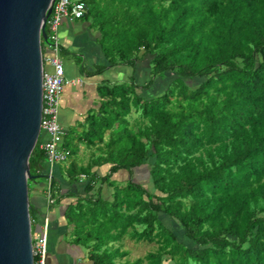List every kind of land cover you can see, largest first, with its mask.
<instances>
[{"label": "trees", "instance_id": "trees-1", "mask_svg": "<svg viewBox=\"0 0 264 264\" xmlns=\"http://www.w3.org/2000/svg\"><path fill=\"white\" fill-rule=\"evenodd\" d=\"M82 1L86 11L78 19L99 32L110 65L144 62L150 73L141 85L149 96L136 92L133 78L105 87L109 122L92 124L91 135L120 128L107 143L115 153L93 164L112 162L114 172L154 157V191L100 177L93 164L60 167L50 194L57 196L55 205L75 197L65 213L73 243L88 248L92 264L127 256L117 246L103 251L126 235L156 248L119 264H160L165 254L173 264H264V0ZM196 78L202 79L191 85ZM133 106L136 130L128 120ZM46 160L37 142L28 185L46 179ZM97 179L113 189L111 200ZM29 209L36 218L31 202ZM160 212L177 221L195 247L179 241Z\"/></svg>", "mask_w": 264, "mask_h": 264}, {"label": "crops", "instance_id": "crops-1", "mask_svg": "<svg viewBox=\"0 0 264 264\" xmlns=\"http://www.w3.org/2000/svg\"><path fill=\"white\" fill-rule=\"evenodd\" d=\"M76 20L66 18L59 28L61 58L65 67V78L68 81L64 85L59 108V122L63 128L64 135L61 147L68 149L70 155L64 162L50 164L46 160L41 171L43 174L51 175L53 178H56L59 174L60 167L64 172V169L67 166H71L72 163L78 168L89 166L100 158L109 155L110 151L113 150L115 153V148H111L107 143L110 140L109 144H111L113 133L120 128L119 124H115L111 128H105L101 136H92L90 130L92 124L100 126L104 122H109L110 117L109 114L106 115V112L109 113V105L107 104L110 101L103 96L106 86L113 87L126 84L133 78V82L139 86L136 92L143 97L150 95V90H145L141 87L142 84L150 79L147 65L144 62H138L134 66L110 65L109 60L98 44L99 32L92 29L90 23L82 22L80 21L81 19L77 23ZM76 26L79 29L77 32L75 30ZM87 29L94 30L93 34L87 32ZM62 55H65L64 58L66 59ZM99 66H105L106 68L99 72ZM45 69H51V66L45 63ZM101 109L102 115L100 116ZM136 111L133 106L128 116L129 127L134 130H136L135 121L139 115ZM104 115L106 116L102 118ZM100 117L102 121L98 122ZM66 129L70 131L68 139L65 138ZM41 133H43L42 140H44L46 135L44 132ZM140 139L143 143L146 142L144 136L140 137ZM70 144L75 149L74 156H72L73 151L69 148ZM152 158L154 161V157ZM151 163L147 159L144 163L134 166L131 170L119 168L117 171L112 172V162H98L93 164L91 170L100 177L110 174V179L120 184H125L128 181H137L147 186L149 182L152 183L149 175ZM83 182L84 178H80V184H83ZM96 185L101 189L102 196L109 198V200L112 199L113 189L105 181H98ZM150 186L152 191H154L152 184ZM65 191V188L61 190L62 193ZM73 201H75V197H63L58 204L47 206L46 199L43 205L32 199V204L36 207V219L41 221V217L48 214L51 221L48 234V264H81L78 259L85 256L86 252L88 260L92 264L88 248L74 244L73 240L71 241L74 237V227L73 224H67L65 213L67 212L66 205ZM40 205L48 208V212L41 213L42 208H40ZM68 229H72L71 237L68 241H65L64 238L68 236L66 232ZM115 264H119V262Z\"/></svg>", "mask_w": 264, "mask_h": 264}, {"label": "water", "instance_id": "water-1", "mask_svg": "<svg viewBox=\"0 0 264 264\" xmlns=\"http://www.w3.org/2000/svg\"><path fill=\"white\" fill-rule=\"evenodd\" d=\"M53 2L0 0V264H34L29 158L40 135L41 40Z\"/></svg>", "mask_w": 264, "mask_h": 264}, {"label": "built area", "instance_id": "built-area-1", "mask_svg": "<svg viewBox=\"0 0 264 264\" xmlns=\"http://www.w3.org/2000/svg\"><path fill=\"white\" fill-rule=\"evenodd\" d=\"M86 4L82 0H54L51 12L47 17L45 30L47 41L43 46V62L48 63L51 69L43 70L42 76V105L40 131L46 138L39 142V148L45 153L48 163L65 161L69 156V150L62 148L63 128L59 122L60 101L64 85L68 82L65 78V67L60 55L61 45L58 30L64 19H78L83 17ZM84 174L80 175L83 179ZM51 175L48 177V183ZM48 194V203H53ZM36 225L31 219V225ZM51 221L48 216L41 218L35 229L32 228V253L34 264H48V234Z\"/></svg>", "mask_w": 264, "mask_h": 264}, {"label": "rangeland", "instance_id": "rangeland-1", "mask_svg": "<svg viewBox=\"0 0 264 264\" xmlns=\"http://www.w3.org/2000/svg\"><path fill=\"white\" fill-rule=\"evenodd\" d=\"M77 23H79V19L76 20ZM79 26V25H78ZM78 26H76V32L79 30L78 29ZM87 32H90L91 34H93L94 30H89L87 29L86 30ZM58 34H59V30H58ZM59 38H60V35H59ZM62 57L64 58L65 55H62ZM66 59V58H64ZM174 74H169L168 75V78L164 81L167 83V81H169L170 79V76H172ZM202 78H196L194 80H190V84H196L197 82L201 81ZM98 133H96L95 135H97ZM94 135V136H95ZM64 136V135H63ZM70 136V131H68L67 129L65 130V138H69ZM43 138V133H40L39 135V138H38V141L41 142L43 141L42 140ZM68 141V140H67ZM69 148L73 151V154L72 156H74V152H75V149L74 147L71 146V144L69 145ZM148 161L149 163L150 162H153V158L152 157H149L148 158ZM119 184V183H118ZM151 183L149 182L148 183V187L146 185H143L145 188H147L148 190L151 189ZM29 195L32 199L34 200H37L38 201V204H42L43 205V202L47 201V196H48V185H47V182H46V179L45 177H38L36 182H29ZM32 199H29V201L32 203ZM40 205V208L41 209V213H47L48 212V208H45L44 206ZM36 215V213H35ZM158 217L161 219V221L165 224H167L168 226L172 227L174 229V232L176 233V235L178 236V239L179 241H183L185 242L186 244H188L189 246H192V247H195V244L192 243L191 240H189L187 237H185L184 235V231L183 229L180 228L179 224L177 221L169 218L167 215H165L164 213H158ZM38 224V221L36 222V225ZM36 225H32V228L35 229ZM66 226V225H65ZM72 230V229H71ZM71 230L68 229L66 232L68 234V236H65L64 240L65 241H68L71 237ZM73 240V238L71 239V241ZM104 240V239H103ZM120 247L121 249H125L128 251V254L127 256H124L122 259L121 258H118L116 259V262H120V261H124V260H130V261H133L135 260L137 257H142L144 256L147 252L149 251H153L155 250L156 248V243L155 242H152V243H149L147 241H139V242H136L135 240H131L129 237L127 238V236L122 239V240H119V241H111L109 243L108 246H104L103 247V251L106 253V251H111L113 250V247ZM86 252V250H85ZM104 259V258H103ZM79 262L81 264H90L91 262L88 260V256H87V252L85 253V256L81 257L80 259H78ZM76 264H79V263H76ZM160 264H173V261L171 260L170 256L169 255H163L162 258H161V263Z\"/></svg>", "mask_w": 264, "mask_h": 264}, {"label": "clouds", "instance_id": "clouds-1", "mask_svg": "<svg viewBox=\"0 0 264 264\" xmlns=\"http://www.w3.org/2000/svg\"><path fill=\"white\" fill-rule=\"evenodd\" d=\"M46 34H47V33H46ZM41 44H42V56H43V54H44V52H45V51H44L45 49H43V46L45 45V42L42 43V40H41ZM60 55H61V52H60ZM44 64H45V63H44ZM40 133H41V131H40ZM37 142H38V141H37ZM69 155H70V151H69ZM68 157H69V156H68ZM67 159H68V158H67ZM67 159H66V160H67ZM66 160H65V161H66ZM62 162H64V161H62ZM46 176H47V177H46V182H47V185H48V194H49V193H50V182H51V180H52L53 177H51V180H50V182L48 183V177H49V175H46ZM50 195H51V194H50ZM51 197H52V196H51ZM47 198H48V196H47ZM52 199H53L54 201H53V203H51V204L48 203V199H47V206L53 205V204L56 202V199H54V197H52ZM44 216H48V214H45ZM44 216H42V217H44ZM42 217H41V218H42ZM48 217H49V216H48ZM31 219H34L35 222L38 221V219H36V218H31ZM38 222H39V221H38Z\"/></svg>", "mask_w": 264, "mask_h": 264}]
</instances>
